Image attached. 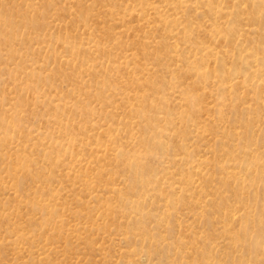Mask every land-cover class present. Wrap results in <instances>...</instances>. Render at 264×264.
I'll use <instances>...</instances> for the list:
<instances>
[{
  "label": "rangeland",
  "instance_id": "obj_1",
  "mask_svg": "<svg viewBox=\"0 0 264 264\" xmlns=\"http://www.w3.org/2000/svg\"><path fill=\"white\" fill-rule=\"evenodd\" d=\"M263 49L264 0H0V264H264Z\"/></svg>",
  "mask_w": 264,
  "mask_h": 264
},
{
  "label": "bare ground",
  "instance_id": "obj_2",
  "mask_svg": "<svg viewBox=\"0 0 264 264\" xmlns=\"http://www.w3.org/2000/svg\"><path fill=\"white\" fill-rule=\"evenodd\" d=\"M251 1V0H250ZM253 2V1H252ZM250 3V2H249ZM185 4V3H184ZM251 5V4H250ZM183 9V8H182ZM223 15V14H222ZM239 25V24H238ZM238 29H240V28H238ZM237 29V30H238ZM223 38V37H222ZM187 49V48H186ZM202 49V48H201ZM193 50V49H192ZM264 50V49H263ZM197 51V50H196ZM198 54V53H197ZM209 57V56H208ZM255 63V62H254ZM254 63H252V64H254ZM243 66V65H242ZM246 70V69H245ZM197 77V76H196ZM209 94V93H208ZM262 168V167H261ZM261 171H263V170H261Z\"/></svg>",
  "mask_w": 264,
  "mask_h": 264
}]
</instances>
